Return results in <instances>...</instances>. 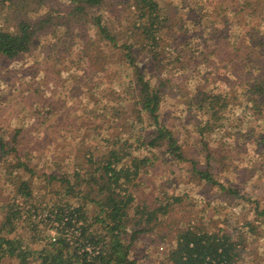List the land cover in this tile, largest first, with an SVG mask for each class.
Listing matches in <instances>:
<instances>
[{
  "label": "trees",
  "instance_id": "trees-1",
  "mask_svg": "<svg viewBox=\"0 0 264 264\" xmlns=\"http://www.w3.org/2000/svg\"><path fill=\"white\" fill-rule=\"evenodd\" d=\"M110 3L0 0V57L33 58L34 78L45 49L34 98L45 88L50 103L55 89L89 93L92 109L54 100L57 113H48L54 129L89 133L80 147L105 144L88 163L73 159L45 176L55 234L32 250L3 235L21 217L18 197L33 188L24 128L0 125V168L17 198L1 207L0 264H145L135 245L155 234L167 246L159 264H264V0H185L172 11L161 0H121L127 31L95 13ZM195 58L206 72L184 80ZM168 92L184 97L187 125L165 120ZM164 166L170 194L150 200ZM232 208L242 216L226 213Z\"/></svg>",
  "mask_w": 264,
  "mask_h": 264
},
{
  "label": "rangeland",
  "instance_id": "rangeland-1",
  "mask_svg": "<svg viewBox=\"0 0 264 264\" xmlns=\"http://www.w3.org/2000/svg\"><path fill=\"white\" fill-rule=\"evenodd\" d=\"M185 0H161L162 5L172 11L177 5ZM113 6V7H110ZM98 15L103 16L112 28H125L127 31L130 29L132 21H129L130 11L127 9V5H121V0H112V3L104 9L94 10ZM0 20V26H1ZM128 27V28H127ZM7 30L16 32L17 29L14 25L6 27ZM173 35L170 34L167 38V43L171 40ZM171 39V40H170ZM174 43V42H173ZM40 54L43 58V63H39L40 73L38 76L32 78L34 66L33 58H23L19 60H7L0 57V125L13 126L14 128H24L23 135L20 140H23L24 146L21 147V151L26 155V159L30 161L28 172L25 174V179L32 184L33 195L27 200L18 199L15 197L13 190L15 187L6 185L7 170L0 168V226L4 221V214L1 207L8 201H14L21 210V217L14 220L12 225L13 232L8 233L5 229L3 235L8 238H15L22 241L32 250H40L43 247V243L49 236H54V231L50 230L48 218L54 198L52 196L45 197L42 187L46 183L45 176L52 171L64 170L68 167L70 160H77L80 164L88 163L92 158L93 153L95 156L99 152L96 150L105 146L103 141L99 140L96 143L87 147H80L79 143H83L82 138L87 140L90 135L85 131L79 134H65L63 128L54 129V120L48 113L51 107H54L53 112L57 113L55 108L56 103L62 101L65 103L64 107L68 109L71 106L77 107V112L82 109H92L96 106L95 100H93L89 93H70L59 91L56 95H52V102L48 101V90L45 88V92L41 95H36L34 98V90L37 91L39 86L43 87L44 82L38 77L43 75L44 64L46 59L43 57L45 49H40ZM195 56L198 54L195 52ZM199 63L202 67L196 66ZM52 64L51 66H53ZM200 58H195L191 71H186L184 80L196 81L198 76H203L206 72ZM215 69V68H214ZM214 69H211L213 71ZM69 69L67 68L66 71ZM188 72V73H187ZM201 72V73H199ZM120 75V74H119ZM63 75H60L62 78ZM109 76L106 77L108 79ZM200 77V78H201ZM203 79V78H202ZM200 80V79H199ZM224 86V82H222ZM51 85V84H50ZM187 86V85H186ZM30 88V90H29ZM52 88V86H51ZM70 89V87H69ZM184 97L178 93H167L164 97V103L162 111L165 120H171L177 118L175 121L176 126L181 127L187 125L186 122H181L179 119L183 115L185 109L183 105ZM31 100V101H30ZM55 100V103L53 104ZM46 104V105H45ZM185 104V102H184ZM41 110L37 116L35 112ZM174 122V121H170ZM170 123V126H175ZM184 133H182L183 135ZM185 138V137H184ZM96 151V152H95ZM247 154L243 155V159L236 161L238 166L244 167L248 163ZM254 156V155H253ZM172 169L170 166L161 167L157 173H154L151 178V182H155V187L159 186L154 195L150 194L152 199L158 200L159 197L165 193L170 194L168 187L172 185V177H168ZM65 171V170H64ZM33 174V175H32ZM251 178V177H250ZM170 180V181H169ZM252 180H256V177ZM165 183V185H161ZM164 188V189H163ZM195 193V192H194ZM157 196H159L157 198ZM226 213H234L235 217H241L239 210L234 208L228 209ZM220 214H218L219 216ZM157 232H161L162 235H166L167 231L160 229ZM165 242H159L157 234L151 237H146L135 245V251L140 254V261L145 264H159L164 258L163 251L167 249ZM259 262H256V264Z\"/></svg>",
  "mask_w": 264,
  "mask_h": 264
}]
</instances>
